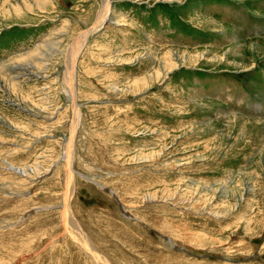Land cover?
<instances>
[{
	"label": "rangeland",
	"instance_id": "374dc122",
	"mask_svg": "<svg viewBox=\"0 0 264 264\" xmlns=\"http://www.w3.org/2000/svg\"><path fill=\"white\" fill-rule=\"evenodd\" d=\"M103 1L0 0V264H264V0H110L72 92Z\"/></svg>",
	"mask_w": 264,
	"mask_h": 264
},
{
	"label": "bare ground",
	"instance_id": "6f19581e",
	"mask_svg": "<svg viewBox=\"0 0 264 264\" xmlns=\"http://www.w3.org/2000/svg\"><path fill=\"white\" fill-rule=\"evenodd\" d=\"M111 12V2L110 0H104L103 1V4H102V8L99 12V15H98V19L96 21V23L90 27V28H87V30L85 31H82L74 40V43L69 51V55H68V58H67V81H68V84H69V87L72 89V92H73V89L75 87V82H76V68H77V60H78V57L80 56V53L82 51V48L84 47L85 43H86V40H87V37L88 34L95 30L96 28L104 25L105 23H108V17H109V14ZM110 19V18H109ZM105 26V25H104ZM84 49V48H83ZM79 70V69H78ZM77 84V83H76ZM76 91V90H75ZM74 97H75V93H73ZM77 95V94H76ZM67 152V151H66ZM66 159H69L70 158V154L68 152V154H66ZM72 160V159H71ZM11 167H14L15 169V166L14 165H11ZM70 168L69 169H72V167L70 165H68ZM24 168V167H23ZM17 170V169H16ZM15 171V170H14ZM20 172L19 173H22L25 172L24 170H19ZM79 173V172H78ZM69 176H73V172L70 171L69 172ZM24 175V174H23ZM85 175V174H84ZM74 177V176H73ZM88 179V178H87ZM93 182V181H92ZM118 197V196H117ZM116 197V199H117ZM68 207H65L67 208V211H68V215L66 213V216L68 217V220L71 221L72 223L74 222V217L72 215L73 212H71V209H70V206H69V203H67ZM73 225H76L77 227V224L76 223H73ZM78 228V227H77ZM79 229V228H78ZM84 236V235H83ZM86 238V237H84ZM87 239V238H86ZM87 244V243H86ZM88 249L91 251V253L93 254L94 257H96L97 259L99 260H102V262L104 264H108L106 261V259L102 256H100L99 252L94 248L92 247V244L89 243L87 245ZM102 264V263H101Z\"/></svg>",
	"mask_w": 264,
	"mask_h": 264
}]
</instances>
